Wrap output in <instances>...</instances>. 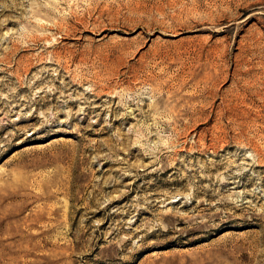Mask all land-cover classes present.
<instances>
[{
	"label": "rangeland",
	"instance_id": "1",
	"mask_svg": "<svg viewBox=\"0 0 264 264\" xmlns=\"http://www.w3.org/2000/svg\"><path fill=\"white\" fill-rule=\"evenodd\" d=\"M0 264H264V0H0Z\"/></svg>",
	"mask_w": 264,
	"mask_h": 264
}]
</instances>
